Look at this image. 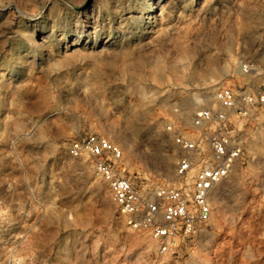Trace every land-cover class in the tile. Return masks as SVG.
Instances as JSON below:
<instances>
[{
  "label": "rangeland",
  "instance_id": "obj_1",
  "mask_svg": "<svg viewBox=\"0 0 264 264\" xmlns=\"http://www.w3.org/2000/svg\"><path fill=\"white\" fill-rule=\"evenodd\" d=\"M263 80L264 0H0V264H264V127L208 223L165 255L68 154L99 136L122 174L170 182L167 123L187 128L217 88Z\"/></svg>",
  "mask_w": 264,
  "mask_h": 264
},
{
  "label": "built area",
  "instance_id": "obj_2",
  "mask_svg": "<svg viewBox=\"0 0 264 264\" xmlns=\"http://www.w3.org/2000/svg\"><path fill=\"white\" fill-rule=\"evenodd\" d=\"M242 71L250 68L242 64ZM214 105L195 111L186 128L171 119L165 129L177 148L174 179L148 184L122 174L120 149L109 140L86 135L75 139L68 154L89 159L107 185L114 214L132 231H144L159 255L171 254L178 242L193 237L211 215V194L241 159L249 131L264 127V80L234 89L219 87Z\"/></svg>",
  "mask_w": 264,
  "mask_h": 264
},
{
  "label": "bare ground",
  "instance_id": "obj_3",
  "mask_svg": "<svg viewBox=\"0 0 264 264\" xmlns=\"http://www.w3.org/2000/svg\"><path fill=\"white\" fill-rule=\"evenodd\" d=\"M196 99H197V98H196ZM197 100H198V99H197ZM199 101H200V100H199ZM171 155H172V154H171ZM167 156H168V155H167ZM167 156H166V157H167ZM164 157H165V156H164ZM172 157H173V155H172ZM171 159H172L171 157H167V159H165V161H167V163H168V161H172ZM163 165H164V164H163ZM165 165H166V163H165Z\"/></svg>",
  "mask_w": 264,
  "mask_h": 264
}]
</instances>
